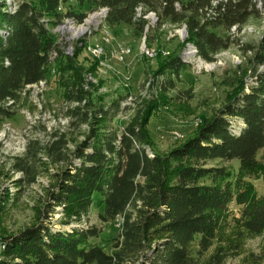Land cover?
<instances>
[{
    "label": "trees",
    "instance_id": "1",
    "mask_svg": "<svg viewBox=\"0 0 264 264\" xmlns=\"http://www.w3.org/2000/svg\"><path fill=\"white\" fill-rule=\"evenodd\" d=\"M68 2L80 8H106V26L128 27L135 34L144 32L142 16L155 13L159 27H185L187 42L206 62L231 47L233 27L240 32L247 24L264 20V0H32L19 1L12 11L0 0V125L16 113L19 94L46 80L53 64L61 73L74 74L72 83H64L66 129L47 133L44 145L30 140L22 156L11 161L12 172L22 175L17 186H29L42 173L48 174L50 185L36 209L39 223L0 240V264H223L236 251L233 243H219L231 203L243 206L238 224L245 233H264V198L246 199L250 185L243 177L263 162L256 156L264 149V73L256 75L247 92L204 119L193 138L167 156H149L146 126L161 102L140 101L118 135L110 125L117 109H94L83 73L46 29V17L54 19L53 25L65 17L82 22L84 13H57ZM137 8L142 9L141 17H136ZM218 29L229 35H218ZM52 51L57 53L53 61ZM254 60L264 65V35ZM160 63L158 74H177L183 65L177 57ZM155 84L152 79L147 93ZM233 120L242 126L232 130ZM82 126L83 139L74 141L73 129ZM232 160L239 162L234 181L223 168L204 167L208 161ZM204 179L210 183L204 184ZM94 196L102 208L98 220L120 222L118 235L110 242L111 254L88 242L97 238L94 229L51 231L41 221L52 217L56 208L63 215L62 225L80 221Z\"/></svg>",
    "mask_w": 264,
    "mask_h": 264
},
{
    "label": "rangeland",
    "instance_id": "2",
    "mask_svg": "<svg viewBox=\"0 0 264 264\" xmlns=\"http://www.w3.org/2000/svg\"><path fill=\"white\" fill-rule=\"evenodd\" d=\"M5 1L8 9L12 11L19 1L32 0ZM96 10L91 5L80 8L74 2H68L60 5L57 13H84L87 16ZM262 15L264 16V13ZM46 18V29L50 35L52 33L55 36V24H52L54 19ZM88 21H85L84 25H74L75 28L86 27L87 30L80 36L64 30L72 46L67 57L71 56L74 66L83 73L84 86L86 89L90 87L94 109H117L110 125L118 135L134 116L140 101L147 99L161 102L152 112L146 126L151 140L149 156H167L172 150L193 138L204 119L215 115L235 95L242 91L247 92L256 75L264 73V65H258L254 60V53L258 52L264 35V20L249 23L240 32L230 30V40L233 43L228 50L215 56L216 63L211 69L200 67L194 62L190 65L183 64L177 74L171 71L162 74L158 72L160 61L179 58L189 43L187 32L181 34L182 26L159 27V23H154L152 16H149L147 32L135 34L128 27L110 28L106 26L105 21L98 27L92 23L87 26ZM68 27L69 24L65 22V29ZM90 32L94 34L90 35ZM217 34L229 35L221 29L217 30ZM57 39L59 38L56 37ZM94 45L104 46L105 53L101 58L93 57L87 49ZM120 45L130 49L129 55L122 60ZM143 46L148 51H155L156 56L148 57L142 52ZM162 52L170 53L166 56ZM159 55L161 59L157 60ZM88 78L93 79L90 85L85 83ZM151 78L156 84L154 89L150 90L151 93H147L143 87L152 80ZM73 81L72 71L61 73L53 64L43 88L25 89L20 93L16 113L0 125V240L39 223L36 209L42 205L40 198L44 188L50 185V178L48 174L42 173L34 183L19 187L17 181L22 179V175L12 172L11 161L22 156L30 140H38L44 145L49 139L47 133L66 129L69 120L65 115L68 104L64 100V83ZM170 83L173 86H170ZM162 89L166 91L160 96ZM148 94L152 95V99L147 98ZM130 97L133 100L128 102ZM238 123L239 121L233 120L232 130L236 126H242ZM85 129V126L81 129L74 128L71 138L77 142L81 141ZM256 159L263 162L243 174L245 181L250 185L246 196L250 201L264 198V149L257 153ZM45 160L43 158V161ZM238 164L237 160L208 161L204 167L223 168L231 174L229 180L234 181L239 170ZM203 183L209 184L210 181L204 179ZM93 199L94 203L88 214L80 221L72 222L68 226L62 225L63 215L59 208H56V212L47 220L41 217V221L51 231L94 229L98 232L97 238L89 239L88 242L101 246L106 253L111 254L110 242L117 237L120 222L117 220L113 223H101L98 220V215L102 213L99 198L94 196ZM242 208L243 206L237 203L229 205L224 227L219 233V243H233L236 246V251L229 254L223 264H264V233L251 236L239 227ZM1 251L0 249V253Z\"/></svg>",
    "mask_w": 264,
    "mask_h": 264
},
{
    "label": "bare ground",
    "instance_id": "3",
    "mask_svg": "<svg viewBox=\"0 0 264 264\" xmlns=\"http://www.w3.org/2000/svg\"><path fill=\"white\" fill-rule=\"evenodd\" d=\"M214 4V3H213ZM176 6H178V4H176ZM107 9L106 8H98L96 11L92 12L91 14H88L87 16H85L82 20L81 23H78L73 17H65L62 22L60 24H57L59 26H61V35L65 36V31L64 30H67L68 32H71V33H74L75 36L77 35H82L86 29V27H80V28H75L74 25H82L85 21H88V25L87 26H90L89 24L92 23L93 25H95L96 27L102 25V23L106 20V16H107ZM136 17H141V13H142V9L141 8H137L136 9ZM149 16H152L153 18V22L156 23L158 22L159 23V19L157 17V15L155 13H152V12H149L147 13L146 15L142 16V18L146 21V25H145V29H144V33L147 32L148 28H149V25H148V18ZM65 22L67 24H69V27L65 29ZM70 22V23H69ZM72 25V26H71ZM84 25V24H83ZM161 27L165 28V27H168L167 25H161ZM181 34H186V30H185V27H181ZM97 31V30H96ZM231 31H235V28L233 27L231 29ZM94 32H90V35H93ZM68 39V38H67ZM182 39V38H181ZM55 45H57L58 47H60V49L62 50V52L64 53L65 56H69V53H70V50L71 48L69 49H65L64 48V42H62L61 40H56L55 41ZM62 46V47H61ZM99 46L97 45H94L93 47L92 46H89L87 49L89 51H91L93 57H96V58H101L104 53L100 50H97L96 48H98ZM142 52L143 53H147V52H151L150 55H147L148 57L150 58H153L154 56H156V52L155 51H148L145 49V47L143 46V49H142ZM130 51H128L127 53H123V49H121L120 51V60H122L126 55H129ZM144 54V55H145ZM158 54V53H157ZM163 55H168V53H162ZM57 58V53L55 52V55L53 56V54L51 53L50 54V60L53 61ZM179 60L181 61V63L183 64H193L194 62H197L198 63V66L200 67H205L206 69H211L214 65H215V58H214V61L213 62H206L204 60H202L199 56H198V53H197V50L196 48L194 47L193 44L191 43H188L184 49L182 50V52L180 53L179 55ZM152 79V78H151ZM88 81H92L93 82V79L92 78H88L87 79ZM151 83H152V80H149L147 83H146V86H145V91L151 86ZM46 84V80L44 81H40L38 82L37 84H34V85H29V86H26V89H31V88H43V86ZM133 100V99H131ZM1 250H3V246L1 248Z\"/></svg>",
    "mask_w": 264,
    "mask_h": 264
},
{
    "label": "built area",
    "instance_id": "4",
    "mask_svg": "<svg viewBox=\"0 0 264 264\" xmlns=\"http://www.w3.org/2000/svg\"><path fill=\"white\" fill-rule=\"evenodd\" d=\"M54 28H55V29H54L53 33L55 34V36H56L57 38H59V39H57V40H61L62 42H64V48H65V49L72 48L71 43L67 40V38H65L64 36L61 35V26H59V25H55ZM48 32H49V31H48ZM49 35H50V33H49ZM55 36H54L52 33H51V35H50V37L53 39V42H54V40H56V37H55ZM54 37H55V38H54ZM96 49L102 51L103 53H105L104 46H102V45H99V47L96 48ZM120 49H123V53H127L128 51H130L129 48H122L121 45H120ZM150 53H151V52H147L146 55H150ZM162 53H170V52H162ZM52 54H53V56H54V55H55V51H52ZM177 56H178V55H177ZM70 57H71V56H70ZM131 98H132V97H130V100H129L128 102L131 101ZM128 102H127V105H128Z\"/></svg>",
    "mask_w": 264,
    "mask_h": 264
}]
</instances>
